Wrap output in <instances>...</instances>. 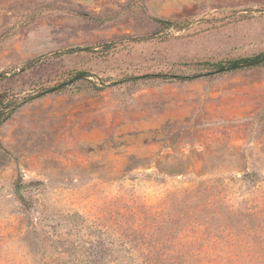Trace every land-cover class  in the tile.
<instances>
[{
	"label": "rangeland",
	"instance_id": "1",
	"mask_svg": "<svg viewBox=\"0 0 264 264\" xmlns=\"http://www.w3.org/2000/svg\"><path fill=\"white\" fill-rule=\"evenodd\" d=\"M261 54L264 0H0V264H264V64L203 65Z\"/></svg>",
	"mask_w": 264,
	"mask_h": 264
},
{
	"label": "trees",
	"instance_id": "2",
	"mask_svg": "<svg viewBox=\"0 0 264 264\" xmlns=\"http://www.w3.org/2000/svg\"><path fill=\"white\" fill-rule=\"evenodd\" d=\"M158 23H160L162 26L164 27H169L171 26V23L165 22V21H161L158 20ZM178 28H181V26H177ZM88 49L86 48H77L75 49V51H87ZM73 52V51H72ZM251 61H259V64H264V54H261L259 56H255L253 58H249V59H240V60H235L233 62H229L226 65H224L223 63H203V65L205 66H209L211 67V70H215V72H221V70L225 69L227 66H233V65H239V64H244V63H248ZM86 75L84 73L81 72H76L72 78L67 81L66 83H61L58 86H56L54 89H59L62 88L63 86L69 84L70 82H74L77 80H81L83 78H85ZM151 77H158V78H162V79H176V80H191L192 78H194V76H180V75H168V74H154V75H143L141 77H136V79H145V78H151ZM51 89V90H54ZM9 101L6 102L5 97L3 95L0 94V126L6 122L8 120V118L11 116V110L9 109L10 104H8ZM21 185L18 182H16L15 184V192L19 193V189H20Z\"/></svg>",
	"mask_w": 264,
	"mask_h": 264
},
{
	"label": "water",
	"instance_id": "3",
	"mask_svg": "<svg viewBox=\"0 0 264 264\" xmlns=\"http://www.w3.org/2000/svg\"><path fill=\"white\" fill-rule=\"evenodd\" d=\"M258 64H259V61H251V62L244 63V64L230 66L228 68H225V69L221 70V72L230 71V70H234V69H240V68H246V67H252V66H256Z\"/></svg>",
	"mask_w": 264,
	"mask_h": 264
}]
</instances>
